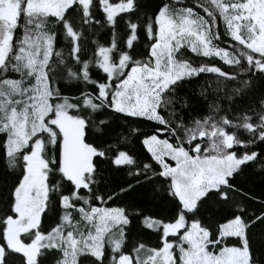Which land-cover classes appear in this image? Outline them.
I'll return each instance as SVG.
<instances>
[{
    "label": "trees",
    "instance_id": "16d2710c",
    "mask_svg": "<svg viewBox=\"0 0 264 264\" xmlns=\"http://www.w3.org/2000/svg\"><path fill=\"white\" fill-rule=\"evenodd\" d=\"M232 1L236 0H90L86 10L75 0L60 17L19 15L8 54L0 64V240L4 248L0 264H29L27 255L11 248L4 237L6 220L15 215V192L26 171L24 151L29 150L10 156V132L25 115L30 125L35 123L39 105L63 99L75 104L70 111L84 122V140L96 153L85 175L88 184L74 199L75 184L62 170L64 134L55 124L52 135H45L49 197L40 228L49 235L73 231L83 247L96 228V219L89 218L91 208H120L126 222L105 233L100 256L75 255L64 232L65 242L44 248L34 264H118L123 255L135 259L139 249L160 248L164 242L161 228L148 226L146 220L173 222L181 213L188 223L198 222L207 229L211 242L231 246H242L243 240L222 233L223 225L239 216L246 225L252 262L264 264V55L231 35L233 15L228 3ZM124 2L131 4L129 9L109 16L110 3ZM163 8L176 18L193 17V33H178L173 41L170 57L176 79L160 91L157 121L115 110L110 99H99L100 84L108 83L109 76L100 67L98 53L113 44L117 55L128 51L129 62L119 78L112 80L114 86L132 66L150 63L157 16ZM241 29L244 39L247 28ZM52 41L53 60L43 77L38 58L44 52L38 53L37 48ZM200 46L227 49L230 61L205 54ZM215 131L217 135H212ZM150 137L191 153L201 145L202 156L219 155L218 140L230 137L225 154L239 158L253 154V158L238 166L226 182L210 189L194 209L185 210L176 196L172 174L145 144ZM124 155L128 157L122 161ZM67 195L72 201L64 204Z\"/></svg>",
    "mask_w": 264,
    "mask_h": 264
},
{
    "label": "rangeland",
    "instance_id": "374dc122",
    "mask_svg": "<svg viewBox=\"0 0 264 264\" xmlns=\"http://www.w3.org/2000/svg\"><path fill=\"white\" fill-rule=\"evenodd\" d=\"M88 10L90 0H80ZM75 0H0V64L4 60L10 46L12 28L22 12L29 15L46 14L60 17L66 8L74 4ZM232 9L230 21L231 35L242 40L257 53L264 55V0H236L228 3ZM131 4L124 2L110 3L107 11L114 18L118 13L129 9ZM191 12V11H190ZM188 12V13H190ZM157 16V39L152 46L151 61L146 65L132 66L126 77L114 86L112 80L119 78L129 62L128 51L115 54L117 46L102 47L99 50L100 67L108 74L109 82L100 84L99 99L111 100L115 110L145 116L160 121L158 106L160 91L168 83L176 79V70L171 67V50L173 41L179 34L192 32L193 17L180 15L175 17L169 8H163ZM38 15L36 17H38ZM246 26L248 35L242 38L241 26ZM179 33V34H178ZM198 37L200 34H196ZM205 36V34H204ZM135 37L128 40L127 48H131ZM199 39V38H198ZM53 41L50 45L40 44L38 58L41 76H45L53 60ZM205 54H213L230 61L227 49L214 46H200ZM32 48V46H31ZM43 49V51H42ZM216 68V67H215ZM111 93V95L109 94ZM45 101L46 95L41 96ZM75 104L68 99L49 102L37 107L36 122L30 125L29 116L13 126L8 139V153L16 156L25 150V175L15 192V215L6 220L4 237L7 244L21 253L27 255L28 263L34 264L39 252L44 248L57 247L60 242L71 246V252H89L100 256L102 254L105 233L115 224L125 223L126 216L120 208L93 207L89 218L96 219V228L89 236V241L81 247L73 231L55 232L49 235L40 228L43 213L47 207L49 197V170L48 162L43 156L45 135H52L53 125H59L63 134V162L62 170L76 187L75 194L88 183L85 178L91 171L95 150L84 140V122L71 113ZM49 117L46 121V117ZM39 134V136H38ZM44 134V135H43ZM209 135L205 133V137ZM212 135H217L215 131ZM230 137L221 138L218 142L221 148L219 155L202 156L201 145L194 148L193 153L183 147H174L168 141L158 137H150L145 144L153 157L163 163L167 172L173 177L176 196L182 202L185 210H192L197 201L210 189H215L220 183L226 182L228 176L242 163L253 158L247 154L241 158L233 153H224ZM210 143L215 141L209 140ZM233 144V140L230 141ZM208 148V146H207ZM127 155L122 156L125 161ZM65 199L67 201H65ZM69 195L63 198L64 204L71 203ZM150 227L161 228L164 242L160 248L139 249L136 258L123 255L118 264H256L251 255L245 235L246 225L238 216L223 225L225 235L240 236L242 246L227 244L218 245L210 241L207 229L198 222L188 223L185 215L181 213L177 221L161 222L147 219ZM69 234L64 239L63 233ZM181 235L180 238L169 239L168 236ZM63 236V237H62ZM68 251V250H67ZM3 243L0 240V263L3 259Z\"/></svg>",
    "mask_w": 264,
    "mask_h": 264
}]
</instances>
